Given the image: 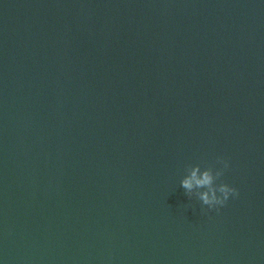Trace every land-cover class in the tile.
I'll use <instances>...</instances> for the list:
<instances>
[{"label": "water", "instance_id": "1", "mask_svg": "<svg viewBox=\"0 0 264 264\" xmlns=\"http://www.w3.org/2000/svg\"><path fill=\"white\" fill-rule=\"evenodd\" d=\"M0 264H264V0H0Z\"/></svg>", "mask_w": 264, "mask_h": 264}, {"label": "clouds", "instance_id": "2", "mask_svg": "<svg viewBox=\"0 0 264 264\" xmlns=\"http://www.w3.org/2000/svg\"><path fill=\"white\" fill-rule=\"evenodd\" d=\"M223 167L216 168L206 167L201 169L199 164L192 165L189 173L181 180L182 187L189 193H192L194 188L201 189L197 193L198 198L204 205L209 208H217L223 206L230 196H238V190L235 187L230 186L227 183H216L223 174L224 170L228 168V161L219 160Z\"/></svg>", "mask_w": 264, "mask_h": 264}]
</instances>
